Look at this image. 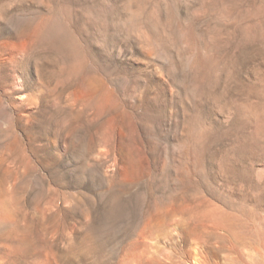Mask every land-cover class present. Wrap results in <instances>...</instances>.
Masks as SVG:
<instances>
[{
	"label": "rangeland",
	"instance_id": "1",
	"mask_svg": "<svg viewBox=\"0 0 264 264\" xmlns=\"http://www.w3.org/2000/svg\"><path fill=\"white\" fill-rule=\"evenodd\" d=\"M0 264H264V0H0Z\"/></svg>",
	"mask_w": 264,
	"mask_h": 264
},
{
	"label": "bare ground",
	"instance_id": "2",
	"mask_svg": "<svg viewBox=\"0 0 264 264\" xmlns=\"http://www.w3.org/2000/svg\"><path fill=\"white\" fill-rule=\"evenodd\" d=\"M2 217L1 211H0V218Z\"/></svg>",
	"mask_w": 264,
	"mask_h": 264
}]
</instances>
